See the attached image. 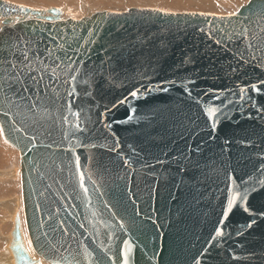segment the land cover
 Here are the masks:
<instances>
[{
  "label": "water",
  "instance_id": "1",
  "mask_svg": "<svg viewBox=\"0 0 264 264\" xmlns=\"http://www.w3.org/2000/svg\"><path fill=\"white\" fill-rule=\"evenodd\" d=\"M49 13L0 1V129L19 152L34 253L49 264H264V0L226 16ZM17 73L41 86L9 90ZM13 233L16 264H33Z\"/></svg>",
  "mask_w": 264,
  "mask_h": 264
},
{
  "label": "bare ground",
  "instance_id": "2",
  "mask_svg": "<svg viewBox=\"0 0 264 264\" xmlns=\"http://www.w3.org/2000/svg\"><path fill=\"white\" fill-rule=\"evenodd\" d=\"M0 1L8 2L10 4L13 3V5H17L19 7L30 8L33 10H39L41 12L40 17L35 18V17L28 16L31 19H38V20H44L46 17H48V16L50 17L51 15L49 12L53 9H56L58 11V17L57 18L59 20L71 19V20H75V21H79V20H82L85 18H89L90 16L95 15L97 13L112 12V11H104V10H101L102 12H97V13L89 12L90 8H88V3H85L87 5H84L82 0H9V1L8 0H0ZM151 1H154V0H151ZM151 1L150 0L149 1L148 0H139V2H147V3H151ZM227 1L228 0H197L196 2L199 3L203 7L204 6L205 7H209V6L216 7L217 6L220 8V6L225 5ZM250 1H252V0H250ZM48 2H50V3L47 4ZM90 2L97 5V6H100L102 4L103 5L104 4H114L115 5V4L119 3L120 0H89V3ZM136 2H137V0H136ZM165 2H166V0H165ZM227 4H228V2H227ZM234 4H236V3H234ZM234 4H233V6H234ZM247 4H248V2L245 5L241 6L240 8L246 6ZM174 5H176V4H174ZM122 7H123V5H122ZM136 7H138V6H136ZM154 7H156V6H154ZM137 9H144V8H137ZM137 9H134V10H137ZM130 10H133V9H129L125 12H113V13H126ZM238 10H237V12H238ZM75 14L76 15L79 14L81 16H76ZM214 15H217V14H214ZM218 16H226V15H218ZM75 17H78L79 19L75 18ZM81 17H83V18H81ZM27 19H29V18H27ZM21 20H22L21 17L13 18V20H12L13 23H8L5 27H11L12 24L16 23V21L19 22ZM55 20L57 21V19H55ZM3 27H4L3 21L0 20V30ZM11 147L13 149H15L13 146H11ZM11 147L8 150L6 145H4L3 143L0 144V221L2 220L0 222V224H1L0 225V264H16V260H18V257L16 258V254L14 255L13 251L10 248V246L14 242L13 231L15 229V226H17L19 228V234H20L22 246L26 250L30 259L34 261L33 264H49L48 262L44 261L42 258H40L39 256H37L34 253V251L32 250V247L30 245V242H28L29 239L27 236L26 228H25L24 216H23V207H22L20 167H19L20 163H18L16 168L15 167H12V169L10 168L11 170L5 168L6 167L5 165L8 164V163H6V161H8V159H9V153L13 152V149H11ZM15 150L14 151L17 152V154L19 155V152L17 151V149H15ZM13 158H14V156H13ZM15 159H18V158H15ZM13 178L15 180L16 179L18 180V183L20 186L19 190H18V191H20L19 195H15L13 193L14 190L16 191V189H14V182H13L14 179ZM16 182L17 181H15V183ZM18 191H16V192H18ZM6 216H8V218H10V219H8V220H10L8 222L11 223V228H9L10 230L7 228L10 226L5 225V224H9V223L4 224V220H6L5 219ZM4 227H6V228H4ZM6 229L8 230L9 233H7L6 237H3L2 236V235H4L3 233L6 234V231H5ZM13 247H14V245H13Z\"/></svg>",
  "mask_w": 264,
  "mask_h": 264
},
{
  "label": "rangeland",
  "instance_id": "3",
  "mask_svg": "<svg viewBox=\"0 0 264 264\" xmlns=\"http://www.w3.org/2000/svg\"><path fill=\"white\" fill-rule=\"evenodd\" d=\"M9 1V0H8ZM84 5H87L85 3H88V8H90L89 12H94V13H97V12H102L101 10H104V11H112V12H125L129 9H137V8H144V9H162L161 11H164V12H168V13H184V12H201V13H210V14H217V15H230L232 13H235L237 12V10L245 5L247 2H249L250 0H228V4L226 2L225 5H221L220 8L219 7H203L201 6L199 3H197L196 1L197 0H154V1H151V3H147V2H139V0H120L119 3L117 4H102L100 6H97L93 3H89V0H82ZM134 1V2H133ZM149 1V0H148ZM156 1V2H155ZM163 3H162V2ZM174 1V2H173ZM181 1V2H180ZM185 1V2H184ZM237 1V2H236ZM126 2V3H125ZM132 2V3H131ZM168 2V3H167ZM50 2H48L47 4H49ZM82 3V2H81ZM125 5H124V4ZM168 5H167V4ZM231 3V4H230ZM236 3V4H234ZM13 4V3H12ZM173 4V5H172ZM176 4V5H174ZM234 4V6H233ZM92 5V6H91ZM106 5V6H105ZM123 5V7H122ZM91 6V7H90ZM138 6V7H136ZM143 6V7H142ZM156 6V7H154ZM172 6V7H171ZM104 7V8H103ZM230 7V8H229ZM76 15V14H75ZM76 16H81L79 14H77ZM75 18H78V17H75ZM83 18V17H81ZM80 18V19H81ZM79 19V18H78ZM1 130V129H0ZM1 131H0V144L3 143L4 145H6V147L8 148V150L10 149V145L3 139V136L1 135ZM8 145V146H7ZM11 149H13L11 147ZM15 149H13V152H8L9 153V159L8 161H6V164L4 167L11 170L12 167H15L18 165L19 163V155L17 154V152L14 151ZM11 155V156H10ZM16 155V156H15ZM14 156V158H13ZM15 158H18V159H15ZM11 168V169H10ZM14 179V178H13ZM12 179V180H13ZM15 181H17L15 183ZM12 182V181H11ZM14 189H16V191L19 190V183H18V180L14 179ZM15 190L13 191V193L15 195H19L20 194V191L16 192ZM12 193V194H13ZM18 193V194H17ZM6 220H4V224L5 223H9V224H5L7 226H10V227H7L8 229L11 228V223L8 222L10 220V218H8V216H6L5 218ZM2 221V220H1ZM0 221V222H1ZM7 221V222H6ZM3 224V223H2ZM1 225V224H0ZM4 227V228H6ZM10 230V229H9ZM6 234L3 233L4 235H2L3 237H6L8 230L6 229ZM9 235V234H8ZM28 240V239H27ZM29 242V241H28Z\"/></svg>",
  "mask_w": 264,
  "mask_h": 264
},
{
  "label": "snow or ice",
  "instance_id": "4",
  "mask_svg": "<svg viewBox=\"0 0 264 264\" xmlns=\"http://www.w3.org/2000/svg\"><path fill=\"white\" fill-rule=\"evenodd\" d=\"M36 11H39V10H36ZM141 11L159 12V11H161V10H160V9H141ZM165 14H166V15H168V14L175 15V13H165ZM190 15H197V13H190ZM200 15H204V14H203V13H200ZM231 15H236V13H232ZM217 43H220V41H217ZM28 59H29V58H28L27 54H25V55H24V60L27 61ZM253 59H255V57H253ZM7 63H11V62L9 61V62H7ZM24 66H25V67H28L27 64H25ZM12 67L15 68V65L13 64ZM54 71H55V70L53 69V72H54ZM19 75H20V74L17 73V75L14 76V77H13V76H9V77H7V78H4L3 83L6 84V85L8 86V89H9V90L12 89L13 86H14L15 84H19L20 87L22 88L23 92H25V93H27V92L30 91L31 86H35L37 89H39V87L41 86V82H42L43 77H41L40 79H38V78H37L36 76H34V75H29V76L27 77V80H21V79H19ZM29 82H30V83H29ZM261 83H264V82H261ZM251 88H252V90L259 92V89L257 88V86H256L255 84H253V85L251 86ZM164 90L166 91L167 89H164ZM0 91H4V88H3L2 85H0ZM138 91H139V90L133 91V92L131 93V96H132V97H136V96L138 95ZM186 91H187V89H186ZM240 91H241V93H244V92L246 91V89L241 88ZM69 94L71 95L72 93H69ZM242 98H243V97H242ZM126 102H127L126 99L120 101V103H126ZM205 111H206L207 115L209 116V118H212V117L215 115L217 109H214V108H206ZM74 115H78V114H74ZM129 119H131V116L129 117ZM213 129H215V124H214V123H213ZM83 130H84V129H81V128H79V126H77V131H83ZM0 131H2V130H0ZM126 163H127V161H126ZM81 186H83V184H81ZM242 198H243V199H246L247 197H246V195H245V196L242 197ZM235 200H236V197H235V196H233V197L229 200V210L231 209V206H232V204L235 202ZM244 210H245V211H248V209H247L246 207H245ZM225 216H227V210L225 211ZM222 222H223V221H221V223H222ZM250 226H251V225H249V227H250ZM215 235H216L217 237H219V236L222 235V232H221V230H220L219 228L216 230ZM125 243H127V242H125ZM202 255H203V253H202ZM125 264H126V261H125ZM196 264H200L199 259H197Z\"/></svg>",
  "mask_w": 264,
  "mask_h": 264
}]
</instances>
